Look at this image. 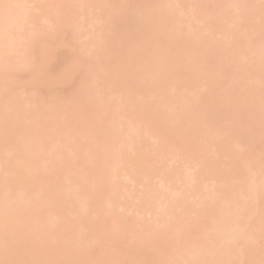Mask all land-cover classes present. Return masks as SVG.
<instances>
[{
  "label": "bare ground",
  "instance_id": "bare-ground-1",
  "mask_svg": "<svg viewBox=\"0 0 264 264\" xmlns=\"http://www.w3.org/2000/svg\"><path fill=\"white\" fill-rule=\"evenodd\" d=\"M118 1L120 0L115 2L110 0H37L33 10L29 11L32 3L30 0H0V254L2 255H0V261L4 256H8L5 257L7 264H28V262L63 264L62 261L65 258L70 259L69 264H74L73 262L92 264L84 257L86 255L84 252L99 248L102 255L98 256V262L93 264H108V258L116 247L123 252V249L128 246L126 244L140 239L147 245L143 247L140 244L144 250L145 247L147 248L142 254L149 253V258L143 257L144 255L141 258L139 255V262L141 259L142 262L134 263L137 257L135 260H130L131 264H142L144 258L149 259L144 264H191L193 262L264 264V192L261 193L262 190L264 191V160L254 151L259 145L264 152V107L255 109L250 115L241 111V108H245L247 95L255 89H261V80L264 79V0H255L259 3L254 9L246 7L243 4L244 0L224 2L222 0H194L195 2L170 0L163 6L166 9L164 14H153V25L159 26L166 35L169 33L177 37V46L183 52L179 56L160 52L154 64L144 68L140 82L143 84L138 86L141 89L138 98L134 99L128 95L123 101L124 105L127 103L123 109L120 103L115 104L114 107L119 108L118 110L114 108L115 112L121 111L119 113L112 111V116L108 119L103 133L107 136L108 143L120 135L122 139L120 144L125 146L128 144L126 150L132 152L134 137L142 138L143 148L151 146L150 152L153 154L148 155V152L139 149V154H146L142 162L143 166L148 167L150 161L154 159L158 162H173L174 167H184L185 171L180 173L182 177L175 172V176L171 178L167 176V172L165 177L159 169L153 176L157 179L158 187L150 193L152 205L146 209L145 213L149 217L147 221H150V224L147 225L149 223L147 221V223L138 221L142 213L137 209L132 211L135 215L121 216L120 220L124 227L121 232L125 240L121 239V235L119 236L121 228L115 224L117 222L110 220L109 212L115 207L111 198L119 191L115 188L118 185L117 183L115 185V178L121 176L124 178L123 181L126 180V185H122L123 192L126 193L133 188L134 179L128 172V164L125 162L129 152L122 158H118L121 157L120 155H115L119 150L117 149L118 152L114 150L116 151L114 153L111 147L106 151L111 150L114 154L109 152L106 154L105 150H103L104 153H100L94 143L89 144L90 140L97 138V133L92 128V119L91 123L89 122L90 126L86 123L83 126L82 119L83 124L75 128L76 124L72 125L69 122L73 121L75 112L71 115L68 112V115H65L66 111L63 110H68L70 106L74 107L75 111H83L82 113L85 110L90 111L97 100H102L98 95L99 91L96 90V95L90 99H87L85 94L84 96L81 94L80 97V92L67 97L66 94L63 95L65 91L57 92L54 88L61 79L52 78L43 84L41 92L26 86L27 93L22 96L21 92L25 89L26 80L20 71V74L13 71L17 72L20 68H24L22 73L30 74L36 65L42 64L34 59L39 58L36 57L38 53L35 50H39L40 55L48 51L52 59H58V65L62 62L60 65L64 74L71 68L77 75L79 72L83 75L84 71L87 74L90 57L86 54V50L80 48L77 32L83 29L81 36H88L87 28L93 22H101L105 19V14L102 13L104 6L113 8ZM136 2V7H139L153 0H136ZM158 8L155 6L153 9L159 10ZM35 11H38L40 15H37ZM36 17H40L42 26L34 23ZM195 28L201 29L205 34H200L201 31L199 33L198 29L196 34L193 32ZM244 36L250 37L247 49L242 46ZM129 39L128 19L123 15L114 31L105 33L103 37L100 36L98 41L93 37L87 42V46L96 45L98 48L104 46L107 49L110 59L104 60L100 67L109 72V81L119 87L118 95H121L125 89L132 91L130 86L129 88L125 86L120 79L122 77L119 76L125 71L121 55L123 57L128 55ZM61 47L66 48L64 49L66 57L65 53L62 55L59 53L60 50L61 53L63 51V49L59 50ZM154 48L156 51L161 50L160 45ZM231 48L237 51L233 53ZM68 51L71 52H69L70 55ZM209 54L242 61L241 79L237 87L238 95L227 100L225 109L215 113L214 117H210L206 104L207 88L214 82L212 71L204 65L205 58ZM60 56H64L65 61ZM178 62H183L184 65H178ZM183 72L185 76L188 72V76L192 79L194 75L196 76L195 81L198 85L195 84L188 90L190 89V92L195 88L203 90L200 96H196L199 92L197 91L191 98L182 96L183 93L178 94L179 97H177V91L181 92L182 88L188 86L183 80L184 75L181 76L182 79L177 78V74ZM257 72H262L260 79L255 77ZM12 73L18 76H10ZM157 76H160V79L153 80ZM233 86L232 77L230 82L218 85L216 92H231ZM174 90H176V96L172 100ZM166 91H172L173 95L169 92L165 95ZM150 98H155V103L149 101ZM158 98L161 99L163 107L167 106L170 109L167 111L168 108H164L166 111L163 109L157 112L160 115L156 117L157 113L153 108L151 110V107L160 106V104L157 105ZM183 104L187 109L196 107V110L193 112L195 108L192 109L190 115ZM176 105H179L177 109L173 107ZM180 106L186 112H181ZM110 108L107 101L99 107L102 111H110ZM153 112L156 114L154 115ZM134 116L136 123L133 124L135 121L126 122L130 126L126 125L128 128L120 129L122 126L119 123L120 120H129ZM163 119L165 123L174 124L176 120L181 119L180 125L183 126L181 133H177L178 128L177 131L174 128L175 132L172 133L169 126L164 127L167 124L162 126ZM86 121H89L88 117ZM220 122L225 127L219 128ZM40 123L45 124L42 134L35 132V127ZM111 123H114L113 126H118V131ZM176 123L179 124V122ZM174 124L172 127H180ZM162 127L169 131L162 130ZM80 133L82 140L85 138L83 146L78 140ZM34 134H37V137ZM174 134L176 137L177 134L179 136L177 141L179 138L183 139L179 140V145L175 142ZM63 138L66 139L63 141ZM211 141L214 149L210 144ZM116 142H112V149L117 148ZM61 145H65L63 148H66L65 151L68 154L69 164L65 169L74 173L72 181L67 175L69 173L60 164L64 162L63 158L59 157L61 153L57 151L53 152L54 154L51 153L55 147L58 148ZM114 145H117L116 148ZM209 147L212 148L211 155L205 158L203 152ZM82 149L85 150L82 151ZM86 150L90 151V155L85 154ZM164 150L166 153L163 152ZM82 152L85 156L81 154ZM50 154L57 159L53 161ZM48 156L51 162H48ZM88 156L92 158V163L97 164H93L98 171H94L92 176L90 171V175L86 173L88 166L86 170L79 166L89 159ZM222 158L228 159L226 162H220ZM99 159L101 161L97 162ZM202 164L204 169L199 174L197 169ZM162 168L161 170L164 171L165 168ZM60 169H64L62 171L64 176L60 175L62 174L59 172ZM54 171H58L63 178L61 179L58 174L55 176ZM196 171L199 174H197L198 177L195 176ZM51 173H53L52 177L49 178ZM107 179L111 184L106 190ZM197 179L199 181L196 186ZM87 181L88 184L90 181L88 185L90 188L84 189L83 184ZM179 182L181 184L179 188H176L175 185H179ZM49 183H53L51 187L53 189L50 186L46 187ZM129 183L132 185L131 189ZM196 187H198L197 192L193 189H197ZM89 189L93 193L98 192V189L102 191L99 193L100 200H96V212L92 211L95 213L92 214L93 219L88 221L83 220L88 207L83 203L89 202L87 201L89 193L85 192ZM130 193L133 195L131 191ZM130 193L126 195L130 196ZM63 195L71 206L68 210L69 216L68 207L65 208L64 213L66 212L67 217L62 216L61 211L59 212L65 205L60 203ZM140 195L141 193L132 198L138 202ZM121 196L123 198V195ZM187 200L192 202L195 200L193 210L189 214L182 209L184 207L182 205ZM117 206L128 212L131 210L129 207H133ZM31 207H35V211ZM58 207L60 209H57ZM164 211H167L165 215ZM78 213H84L83 218L80 219L83 222L70 224L71 217L79 215ZM105 214L107 218H110L111 223L114 222L110 224L111 226L106 222L108 219L104 218ZM162 214L163 218H161ZM77 218L79 220L80 217L77 216ZM103 218L106 221H103ZM144 227L147 230L143 229ZM100 235L103 236L100 237ZM117 235L118 240L114 239ZM50 240L53 243H50ZM113 240L118 241L117 245H114ZM148 246L151 248L150 251ZM49 248L57 251V260L52 263L46 255V250ZM14 251L18 254L21 251L23 256L20 258L18 255L17 258ZM164 252H167V260L163 256ZM120 255L126 256L124 252ZM10 256L15 260H10Z\"/></svg>",
  "mask_w": 264,
  "mask_h": 264
},
{
  "label": "rangeland",
  "instance_id": "rangeland-1",
  "mask_svg": "<svg viewBox=\"0 0 264 264\" xmlns=\"http://www.w3.org/2000/svg\"><path fill=\"white\" fill-rule=\"evenodd\" d=\"M30 1H32V3L29 2V3H31L30 4L29 11H32L33 10L32 8L35 6L37 0H30ZM110 1L115 2V0H110ZM169 1L170 0H153V2H151V3H145L144 5H140L139 7H136V5H135V4H137L136 0H120V1L117 2V4L114 5L113 8H109V7L104 6L105 8L102 10V13L105 14V19L102 20L101 22H96V21L93 22L87 28V32L89 33L88 36H81L82 33H83V31H84L83 29H79L78 32H77V35L79 36L78 43H79L80 48H82L83 50H86V54L90 57V62H89V67H88L89 70H88L87 74L84 71V74H83L84 76L81 75V72H79V74H78L79 76L77 75V73L72 72L73 68L69 69L68 72H66L64 74V72H62L63 70L61 71V65L60 64L62 62L61 63L59 62V65H60L59 66L58 65V61H57L58 59L57 60L56 59H52L51 58V55H50V53L48 51L47 52H43V55H40L39 50H35V52L38 53L36 55V57H39V58L38 59L37 58H34V59L39 60V61H37V63H41L42 62V64H38V66L36 65V68H33V71H31L30 74H27L25 72H23L24 73L23 74L22 73V70H24V68H20L18 71L16 70L17 72H14L13 71V73H19V71H20L21 75L26 80V84L24 86L25 89L22 90V92L20 90V92L23 93L22 96H25V94L27 93L26 86L29 87V88H31V89L39 90V92H41L42 91L41 89L43 88V84L46 83L48 81V79H52V78L53 79L54 78H57L58 80L61 79V82H57L58 84L54 85V88L56 89L57 92L65 91L64 94L62 92H61V94H63V95L66 94L67 97L70 96V95H76L77 93L80 92V95H79L80 97H81V94H82V96H84V94H85L87 96V99H90V98H94V95H96L95 94V91L96 90L99 91L98 92V95L101 96V97L100 96L99 97L102 98V100H100V99L97 100V102L94 105L91 106L90 111H86L85 110V112L82 113L83 111H79V110L75 111L74 110V107H70V106L69 107L67 106L68 107L67 109L70 110V111H68L66 109H63V108H61V109H63L64 111H66L65 112L66 113L65 115H68V112H70L69 113L70 115L75 112V114H74L75 116L73 118V121L72 120L69 121L72 125H75L76 124L75 128L78 125H82L83 123H84L83 126H85L86 124L90 126L91 119H92V122H93L92 123V126H93L92 128L97 133V138L94 139V140H90L89 144L94 143V146H96V148L100 151V153L106 152V154H107L108 152L109 153H113L114 150H116L117 152L119 150V152L121 151L120 154L118 152V154H115V155H117V156L120 155L121 157H118V158H122L123 155L125 156L129 152L128 159H125V162H127V164H128V172L133 177L134 182H133V186L129 183V188H130V186H132L133 188H132V190H129L126 193L129 194L130 191H131L133 195H131V193H130V196L129 195L127 196L126 193H125V191L123 192V190H121L122 189V185H126V180L123 181L124 178L121 177V176L116 177L115 178V180H116L115 181V185H116V183L118 185L115 188L116 189L118 188L117 190H119L118 191L119 194L117 193L115 196H113L111 198L112 202L115 204V207L111 210V212H109V217L111 219L110 218H107L108 216H106L108 214V212H107V214H105L106 217H104V218H107L108 220L106 221L104 218L102 219L103 221L105 220L109 225L110 224H113L114 222H117L115 224H118L119 225V228H121L120 232L124 229V227L122 225V220H120L121 216L128 217L129 215H135L134 213H132V211L134 209H137V210L141 211V213H142L141 214V217L138 218V221L139 222H142V221L143 222H146L148 220L149 217L145 213H146V209L149 208L152 205V203L150 202V198H149L150 197V193H153L154 190L158 187L157 179H154L153 176L159 171V169H160V171H162V174L165 177L168 176V177H171V178H173L176 173L177 174L179 173L178 175L180 177H182L181 174L185 171V168L184 167H180L181 169L174 167L175 165H174L173 162H166V161H161V162L159 161L158 162V161H156L154 159L150 161V164L148 165V167L146 165L143 166L142 162L145 159L144 156L146 154H144V155L139 154V149L140 150H143L145 152H148V155H153V154L150 152L151 151V148H150L151 146L148 145V148H143V146H142V144H143L142 138H140V137H137V138L134 137L133 144H132L133 145V148H134V151L132 152L130 150H126V147L128 145L127 144L128 142H126V144H127L126 146H125V144H123V145L120 144V142L122 140L120 138V135L117 136L116 139H114L112 141V142L117 141L116 143H118L117 144L118 146L117 145H114L115 148H116V146H117V148L116 149H112L113 148V145H111L112 142L111 143H108L107 142L108 141L107 140L108 138L103 133L104 127L107 124L108 119L112 116V114H111V113H113L112 111L115 112L114 108H117V107H114V105L117 104V103H120L119 105L122 107V108L121 107L120 108L123 109L127 105V103L124 105L123 101L127 98L128 95H129V97H133L134 99H137L138 98L139 91H141V89L138 86H140V85L143 84V83L140 84V82H141L142 77H143L142 74L144 72V68L147 67V66H151L152 64H154V60L155 59H158V57L160 55V52L166 53V54H171L172 56H177V55L179 56L183 52V50L180 47L177 46V41H178L177 40V37H175V36H173L172 34H169V33H168V35H166L160 29L159 26L153 25V20H152L153 14H156V13L164 14L165 11H166V9L163 8V6H164V4L166 2L168 3ZM188 1L189 2H193L194 0H188ZM222 1L224 2V1H233V0H222ZM258 3L259 2L258 1L255 2V0H244V2H243V4L246 7L252 8V9H254L255 5H257ZM155 6H158L159 7L158 8L159 10H154L153 8ZM145 7H148V8H145ZM35 12H36L37 15H40V13L38 11H35ZM123 15L125 16L126 19H128L129 30H130V39H129V46H128V50H129L128 51L129 52L128 55L126 57H123L121 55V58H123V63H124L125 71L123 72V74H120L119 76L122 77L120 79L125 83V86L127 88H129V86H130L131 89H132V91H128L126 89L125 90L121 89V91L122 90L123 91L121 92V95H118V94H120L119 93V90H120L119 87L115 83H111L109 81V78H110L109 72L107 73L104 69L102 70L101 67H100V64L104 60L109 61V59H110L109 55L107 54V49L104 46H102L101 48H98L96 45L95 46H92V45L91 46L90 45L87 46V42H88L89 39H91L93 37H95V39L97 40L100 36L103 37V35L105 33H108V32L111 33L112 31H114L117 28V26L120 24V19H122V16ZM39 19H40V17H36V20H35L34 23H39V25L42 26L43 25V22L40 21ZM100 27H102V28H100ZM24 28H27V27H24ZM197 29H198L199 33L201 31V29H199V28L193 29V32H195L196 34H198L197 33L198 32ZM200 34H205V32L202 33V31H201ZM242 41H243V45L242 46L245 49H247V45H248V42L250 41V37L244 36V37H242ZM159 45L161 46V50L156 51L154 47L155 46H159ZM60 49H63L62 53H61V50ZM64 49L66 50L65 47L59 48V50H60L59 53L61 55L63 53H65ZM236 51H237L236 49H232L231 48V52L234 53ZM69 52L70 51H68V54H69ZM69 55L67 57H69ZM209 55H211V54H209ZM209 55H207L208 57L206 56V58H205L206 61L204 62V65L207 67V69H210L212 71V78H213L214 82L207 88L206 93L208 95L207 96L208 98L207 97H205V98H207L206 99V101H207L206 104H207V109L209 110V113H210V117H214L215 113H217V112L225 109L227 100H229L232 97H237V95H238V88L237 87H238V85H239L238 83H239V81L241 79L240 78V72H241V63H242V61H240L239 59H236V58H234V59H227V58H224V57H221V56H214V55L209 56ZM64 56L66 57V53H65ZM64 56H62V57L60 56L63 59V61H65V59H66V58L64 59ZM124 58H126V59H124ZM178 65H184V63L183 62H178ZM200 67H202L201 64H200ZM86 68H87V66H86ZM13 73L10 76L14 77L15 74H13ZM185 74H186V76L184 75V72L177 74L178 75L177 78L180 77L181 79H182L181 76L184 75L183 76V80H185L187 82V84H188V86L186 88H182L183 91H182V89H181V92H178L177 91V97H179L178 94L181 95L180 93H183V94H186V95H183L182 94V96H187L188 98H191L192 96L194 97V94L197 91H199V92L196 94V96H200L204 92L203 90L200 91V89H197V88H195L194 91L191 90L192 92H190V89L188 90L189 87L197 84V82L195 81L196 80V76L194 75V77L192 79V78H190L188 76V72L185 73ZM27 75H29V76L27 77ZM17 76L18 75L16 74L15 77H17ZM261 76H262V72H257L255 74L256 79H260ZM232 77H233L234 86L232 87V91L231 92H227V93H218V91L216 92L218 85L223 84V83H226V82H230L232 80ZM158 79H160V76H157L156 78H153V80H156V81ZM261 83H262L261 89H259V90L258 89H255V90L251 91L247 95V99L245 101V108H241V111L242 112L247 113L248 115H250V114H252V112L255 109L264 107V79L261 80ZM88 91H89V93H87ZM168 92L171 93L172 91L171 92L170 91H166L165 92V95H166V93L169 94ZM173 93H174V95L171 93L173 95V96L171 95L172 98L174 96H176V94H175L176 93V90H174ZM168 97H170V95ZM75 98H77V96H75ZM174 99H175V97L172 100H174ZM106 101L111 106L110 111H108V110L102 111L101 109H99V107H101L104 104V102H106ZM149 101L155 103V98H150ZM156 101H158V104L157 103L156 104L157 105L160 104V106H158L156 108H155V105H153L154 107H151L152 105L150 106L151 107V110L154 109L156 111V113L157 112H161V110H163L164 108H168L167 106L166 107H163V105H161V102H160L161 99L160 98H158V100H156ZM122 103H123V106H122ZM153 103H150V104H153ZM147 105H149V103ZM147 105L145 107H147ZM183 105H185V104H183ZM173 107H175L177 109L179 107V105H176V106H173ZM184 107H186V105ZM180 108L182 109L181 112L182 111L183 112H186L187 111V113L190 114V115L192 113V109L195 108L193 110V112L196 110V107H192V108L191 107H188V109L186 107V111H185V109L182 106H180ZM190 108H191V110H190ZM118 109L119 108H117V110ZM148 109H149V106H148ZM148 109H147V112H148ZM169 109L170 108H168L167 111H169ZM173 109H171V110H173ZM174 110H173V112H174ZM120 111H116L115 113H119ZM153 114H154V112H153ZM157 114H156V117H158L160 115V114H158V115ZM168 114H169V112H168ZM84 117H86V118L88 117V120L89 121H86V118H84ZM135 119H136V117L134 116V118L131 117V119H129V120L122 119V120H120V122L118 121L120 123V125H122V126H120V129H126V128H128L130 125H127L126 122H129V121H132L133 122V121H135ZM159 119L162 122L161 118H159ZM81 120H82L83 123L81 122ZM165 122L166 121H164V119H163V124H161V125L163 126V125L167 124L164 127H166V126L168 127L169 126V129H171L170 131H172V133H174L175 131H177V128H178L177 133L178 134L181 133V131H182L181 128H183V126L180 125L181 124V119L176 120V122H179V124L176 123L175 121H174L175 124L174 123H168V122L165 123ZM70 123H68V124H70ZM129 123H131V122H129ZM134 123H136V121L133 122V124ZM112 124H114V123H111V125ZM172 124H174V126L176 124H178V126H180V127H176V126L175 127H172L173 126ZM218 125H219V128L225 127L222 122H220ZM44 126H45L44 123L37 124V127H35L36 128V131L35 132H38L39 134H42L43 133V130H44ZM113 127H114V129L116 128L117 131H118V126H113ZM164 127H162V130H165V131L168 132L169 130L168 129L166 130L167 127L165 129H164ZM78 128H77V130H78ZM174 128H176L175 131H173ZM178 134H177V137H179ZM35 135L37 137V134H34V136ZM177 137L175 135V138L176 139L175 138H173V139H175L176 144L179 145L180 144V143L178 144V142H180L179 140H183V139L182 138L181 139L179 138V140L177 141V139H178ZM82 138H83L82 137V134L80 133L78 140H79V144H81L83 146V142L85 143V138L83 140H82ZM64 139H66V138H63V141H64ZM123 141H124V139H123ZM126 141H128V139ZM116 143H114V144H116ZM210 144L212 145V148L214 149L215 147H214V144H213L212 141L210 142ZM119 145L121 147H123V148L121 149V147H119ZM63 146H65V145H61L60 147L58 146V148L55 147L51 153L54 154V153H56V151L58 153L59 152L61 153V156H59V157H60V159L62 157L63 160H64V162L62 161V163L60 162V164L63 165L64 167L63 166L62 167L65 169V168L68 167L69 161L67 159L68 158V154L65 151L66 148H63ZM110 147H111V150H113V152H111V150L110 151H106V149L109 150ZM212 148L209 147L208 149L204 150L203 155H204L205 158H207L208 155H211V152L210 151L212 150ZM84 150L82 149V151H84ZM103 150H105V151L103 152ZM165 150H166V148H165ZM165 150L163 152H165ZM254 151H256L257 153H259L261 155V159L264 160V152L261 151V148H260L259 145H258V147ZM258 151H260V152H258ZM166 152H167V150H166ZM83 153L84 152H82L81 154L84 155V156H85L86 153L90 155V151L89 150H86L85 154H83ZM52 154H50V158L52 157V159H54L55 156L53 157ZM81 154H80V156H81ZM103 155H105V154H103ZM56 157H57V155H56ZM88 157H86V158H88ZM47 158H48V162H51V160L49 161V159H50L49 156ZM56 159H54L53 161H55ZM222 159L223 160H220V162H226V160L228 158H222ZM80 160L82 161V159H80ZM88 160H89L90 163L88 162ZM91 160H92V158L89 157V159H86L87 162L85 161V162L79 164V166H81L82 169H85L88 166V169L89 170L87 169L88 172L86 171V173L89 174L91 172L90 174L92 176V174H94V171H98V169H96V167H94V166L97 165L96 162H93L92 163ZM101 160H102V158H101ZM101 160L99 159V160H97V162H100ZM90 164H92V165H90ZM93 164H96V165L93 166ZM98 164H100V163H98ZM83 166H84V168H83ZM161 168L162 169L165 168L164 171L161 170ZM203 169H204V164H202L201 166L198 167L197 171H199V174H200V172H202ZM63 170L60 169L59 172L62 173L60 175H63L64 176V174H63L64 172H62ZM134 170H135V173H133ZM197 171L195 172V176L196 177H198L197 176V174H198ZM54 172H56L55 173V176H56L58 174V171H54ZM165 172H167L168 174L170 173V174L169 175L167 174V176H166L165 175L166 174ZM68 173L69 174H67V173H65V174H67L68 177L70 178V180L72 181L73 178H74V173L73 172L71 173V171L68 172ZM52 174L53 173L49 174L48 177L51 178L52 177ZM171 175H173V176H171ZM63 176H60V178L61 177L63 178ZM179 176H177V177H179ZM53 178L55 179V177H53ZM58 179H59V177H58ZM198 181H199V179H197V181H196V184H195L196 186H197V182ZM107 183L108 184L105 187L106 190L108 188H110L111 182H109V180H108ZM180 184L181 183L179 182V185H175V187L176 188H179ZM52 185H53V183H51V184L49 183V184L46 185V187H49L50 186V188H51ZM88 185H90V181H89V184H88V181L83 184L84 189H88V187L90 188V186H88ZM146 185H147V188H146ZM148 188H149V190H148ZM196 188L197 189H195V188H193V189H194V191L197 192L198 191V187H196ZM51 189H53V188H51ZM51 189H46V190L49 191ZM98 190H99L98 192L96 191L94 193L90 189L88 191H85V192L89 193L88 200L87 199L86 200L89 201L90 204H89V202H87L88 203L87 204L85 201L84 202L87 205L85 203H83V205L88 206L87 207V210L86 211L84 210L85 211V215H84V219L83 220H88L89 221V220L93 219V216L94 215H92V214H95V213H93L92 211L96 212L95 211V205L97 204V201L100 200V194L99 193H100V191H102L101 189H98ZM139 191H142V192H139ZM194 191H193V193H195ZM143 192H144V195L146 193H148V195L147 194L145 196L142 195ZM263 192L264 191L262 190L261 193H263ZM47 193H49V192H47ZM140 193H141V195L139 196L140 198H138V202H139L138 203L137 200H135L134 198H132V196L137 195V194L139 195ZM164 193L166 194V192H164ZM121 195H123V198H122ZM164 196H166V195H164ZM196 199L197 198H195V200ZM195 200H193V202H192V200L185 201L184 204L182 205V206H184L182 209L185 210V212L189 214L190 211L193 210V207H194L193 204H194V201ZM68 202L69 201L67 200V198L63 195L60 203H62V204L64 203L67 206L65 207V205H63V207H61L62 210H59V212L61 211L60 214L62 216H66L67 217V215H65L66 212L64 213L65 208L67 209V207H68V209H67L68 216L70 214V211H68V210H70L69 207H71V206H69L70 204ZM186 202H188V203H186ZM189 202H191V203H189ZM126 203H127V205H126ZM117 205H122L124 208L125 207L127 208L128 205L129 206H133V207H129V208H131V210L128 212V211H126L123 208L120 209L119 206H117ZM135 205H137V206H135ZM141 207H142V209H141ZM33 208H32V210L35 211V207H33ZM57 209H60V208L58 207ZM32 210H29V212H32ZM165 210H166V208H165ZM62 211H63V214H62ZM84 211H82V212H84ZM163 213L165 215L167 213V211H164ZM78 214L79 215L76 214V216L71 217V219H70L71 222L69 221L70 224H73V223H81V221L83 222V220H80V219L83 218V215L82 214H84V213H82V214L81 213H78ZM164 215L162 214L161 215V218H163ZM77 216L80 217L79 220H78ZM183 217H185V216H183ZM192 218L193 219H196L195 217H192ZM109 219L110 220H114V222L111 223L112 221L110 222ZM147 222H149V223H147ZM147 222H146L147 225H149L150 224V221H147ZM147 225H146V227H147ZM70 227H71V225H70ZM143 229H145V227ZM148 229H149V227H148ZM145 230H147V229H145ZM117 233H119V231H117ZM120 235H121V239L122 240H125L124 237H122V232H121V234L119 233V236ZM101 236H103V235H100V237ZM123 236H124V234H123ZM117 237H118V235L114 239H117L118 240L119 237L118 238ZM159 237H161V236H159ZM159 237H157L158 240H159ZM117 240H115V241L113 240L114 241V245H117L116 244V243H118ZM46 241L48 242V240H46ZM119 241H120V239H119ZM50 243H53V241H51ZM259 243H262V242H259ZM34 244H36V242H34ZM49 244H47V245H49ZM140 244L143 246V245L146 244V242L144 244L142 242V240L137 239V240H133L131 243L129 242V244H126L128 246L126 248H124L125 250L123 249V252L126 254V256H124V257H123V255H120V254L123 253V252H121L122 250L119 251L120 248L116 247V249H114L111 252L112 255L110 256V258H108L109 259L108 264H131L130 263V260L132 261V259H134V260L137 259V257L139 255H141L140 257L142 258V255L145 254V253L144 254H142V253L143 252H146L147 245H145L146 247H145V250H144V248H142V246ZM153 244L154 243H152V245ZM50 246H52V244ZM122 247H124V245ZM150 247L152 248L153 246H151V244H150ZM150 247L148 248V251H150V249H151ZM90 250L91 251L89 252V249H88V252L89 253L87 252V250H86V252H84V253H86V255L84 254L85 255L84 257L88 259L89 263H92L93 264L95 262H98L99 257L102 255L101 254L102 253L101 250L99 248H97V250H94V249H90ZM127 250H128V252H126ZM140 251H142V252H140ZM14 252H13V254H14ZM166 253L167 252H164L163 256L167 260L168 258H167V254ZM16 254H17L16 255L17 258H18V255H19V257L20 256H23V253L21 251H20V254H18V253H16ZM165 254H166V256H165ZM46 255L48 256L49 261H51V263L57 260V251L54 248L47 249L46 250ZM147 255H144L143 257L149 258V255L148 256ZM5 257L6 256H4L3 259L0 261L1 264H3V263L4 264H7V263H5L6 262L5 259L8 256L6 258ZM11 257L12 256L9 257L10 260L13 259ZM17 258H16V261H17ZM146 258H144V261H143L142 264H144V263H146V262L149 261V259L147 260ZM13 260H15V259H13ZM10 262H12V261H10ZM10 262H8V263H10ZM141 262H142V259L139 262V257H138L137 260L134 261V263H141ZM62 263L63 264H69L70 263V259L69 258H65L62 261ZM73 263L75 264V262H73ZM28 264H31V263L28 262ZM191 264H198V263L193 262Z\"/></svg>",
  "mask_w": 264,
  "mask_h": 264
}]
</instances>
